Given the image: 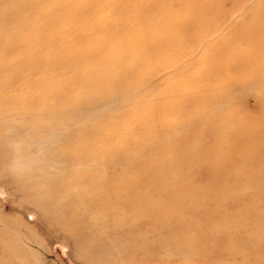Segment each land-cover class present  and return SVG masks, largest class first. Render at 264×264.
<instances>
[{"label": "bare ground", "instance_id": "obj_1", "mask_svg": "<svg viewBox=\"0 0 264 264\" xmlns=\"http://www.w3.org/2000/svg\"><path fill=\"white\" fill-rule=\"evenodd\" d=\"M175 1V6L173 0H159L150 6L148 0H0L2 176L22 211H34L47 233L57 230L77 248L84 246L88 259L102 258L101 264H127L113 261L123 256L130 264H245L246 253L251 255L264 248V232L260 230L264 219L256 211L247 215L251 220L248 223L242 218L234 221L230 211H226L229 216L221 214L225 208L234 210L233 206L244 201V197L228 193L233 185L230 180L240 183L241 174H253L252 171L258 177L244 184L248 191L253 190L247 199L264 204L263 182L259 180L264 165H258L264 164L263 154L254 157L249 153L255 140L245 122L244 128L235 125L237 122L231 126L233 135L219 134L220 145L214 149L207 150L197 143L183 145L181 151L173 145L182 134L186 133L190 140L201 131L199 126L186 130L184 125L174 127L168 122L170 119L167 121L177 108L176 105L173 111L169 101L180 96L174 95L178 92L173 90V77L182 78L191 72L184 61L173 75V48L175 51L176 44L181 47L192 42L193 51L186 58L196 64L199 61L195 53L201 52L209 37L205 31L209 35L221 32L219 24L207 28L206 16L199 20L193 0ZM211 1H206L201 10L220 21L222 15L213 9ZM259 1L261 6L257 2L252 8L262 7L263 15L264 0ZM122 3L134 9L129 11V17L124 14ZM114 10L120 20L112 23L105 12ZM156 10L158 18L147 12ZM183 13L187 17L183 18ZM190 13L199 18L194 19ZM163 18L169 19L164 26L160 24ZM199 24H205L207 29L195 39ZM250 25L252 17L233 33L237 44L223 48L214 41L216 45L203 51L210 58L202 62L203 73L224 76L232 50L249 46L257 34L244 33ZM174 32L183 34L173 41L170 36H176ZM165 33L171 38L169 42L156 46L150 43ZM228 40L229 37L225 39ZM159 54L168 57L162 55L164 59L158 62L155 57ZM218 54L226 59L227 66L213 64L211 59ZM240 57L241 54L237 60ZM249 57L253 64L252 56ZM208 65L217 67L218 72ZM64 66L71 77L63 82L52 78L51 74ZM160 67L164 68L158 70ZM199 75L201 78L202 73ZM193 76L186 75L188 87L201 84L200 78ZM188 99L182 98L177 104L181 102L184 107ZM219 105L224 108L227 102ZM183 109H178L180 114L176 115H186ZM197 118L202 121L205 114ZM235 136H246V142H236ZM189 155L190 160H185ZM203 167L211 183L205 187L192 184V176ZM173 173L180 177L173 178ZM194 219L201 220L205 227ZM17 220L0 211L1 225L15 231L17 238L31 240L29 230ZM250 225L256 228L252 233L247 230ZM128 231L132 232L127 236ZM9 239L13 247L15 241L12 236ZM19 250L30 253L24 247ZM158 251L170 260L159 261ZM5 255L0 253V264H17L10 259L12 256ZM255 258V264H264V254Z\"/></svg>", "mask_w": 264, "mask_h": 264}, {"label": "rangeland", "instance_id": "obj_2", "mask_svg": "<svg viewBox=\"0 0 264 264\" xmlns=\"http://www.w3.org/2000/svg\"><path fill=\"white\" fill-rule=\"evenodd\" d=\"M11 1H15V0H11ZM148 1H149L150 6H154V3L159 2V0H148ZM206 1H209V0H193V3L195 4V6L197 7V9L199 11L196 14H198L197 16L200 17L199 20L204 19V17H201V16L207 17V19L209 20V22L207 20L205 23V24L208 23L206 25L207 28L212 29L215 26H218L217 24H219L221 27V32L219 34L216 33L214 35H212V34L209 35L210 32L205 31L207 29V28H205L206 27L205 24L202 27L200 24L198 25V29H197V31L195 30L194 35H193L194 38L196 37L195 39H197L198 36L200 37V34L204 33V31H205V33H208V36H209L206 44L201 48V50H200L201 52H199V53L196 52L195 53L196 55L194 56V57H196V59H198L197 61H199V63L201 62L200 64L199 63L195 64V63H193L192 59L186 58L189 55V54L187 55V53H191L193 51L192 50V42H188L185 45L182 44L181 47H179L176 44L175 49H177V50H175V51L173 48V52H172L173 53V75L175 74V72L178 69L183 67L184 61H186L187 66L191 67L190 68L191 72L184 73V75H183L184 78H183V76H182V78L178 77L179 75L174 76L175 78L173 77V85L178 89L177 90L174 87L175 89H173V90H176V92H178L176 94L174 93V95H176L177 97H178V95H180V96L178 97V99H176V97L173 96V101L172 100L169 101L170 106L171 105L173 106V111L176 108V105H177V108H176L177 110L175 109L173 116H171L169 118L167 117V121H168V119H170L168 122L171 123L174 127H176V126L181 127L184 125L182 128H184L186 130H188V129L194 130L195 126H199L198 129H201V131L197 134H194L193 135L194 138H191L190 140H188L189 138L186 137L187 134L184 133L180 137L175 139L173 145L175 146V149L181 150V151L184 149L183 145L184 146H187V145L194 146L197 143H200L201 146H203V148H205L207 150L214 149V147H219V145H220L217 142L220 138H222L221 136H218L219 134L222 135V133H223L225 135H231V134L233 135V133H232L233 129L231 128V126L237 125V126L243 127V123L245 122L244 123L245 128L251 132L253 139L255 140V145L252 144L253 146L251 145V147H249V153L252 152L253 156L256 157L261 152L263 154L261 162L264 163V146H263L264 145V65H262V64L259 65L256 63V62H263L264 63V56H263L264 55V14L260 15V13L262 12V7L260 10L252 8L255 5L254 3H256V5H257V2H260V1L259 0H253V1H250V0H212L211 2L214 3V5H213L214 8L213 7L212 8L218 10V12L222 15V19L220 21H218L217 18H215V16H212V15L208 16L207 14H205L206 12L204 13L201 10V6ZM122 5H123L124 14L127 17H129L130 16L129 11H131V10L134 11V9L130 10V8L126 5H124L123 3H122ZM175 5H177V2L175 0H173V6H175ZM259 5L261 6V2L259 3ZM158 11L157 12L147 11V12H149V14L154 16V18H156V17L158 18L159 17ZM200 12H201V14H200ZM184 13H186V12H184ZM184 13L182 14L183 18L187 17V16H185ZM202 13H204V14H202ZM186 14L188 15V12ZM196 14L190 13L189 15L192 16L194 19H198L199 17H197ZM105 15H108V18L110 21H112V23L114 21L120 20V15L117 14V12H115V10L113 11V13L110 11H106ZM249 17L250 18L252 17V25L248 26L247 30H245L244 33L245 34H248L249 32L250 33H252V32L257 33L255 36H253L252 41L250 42V44H252V45L249 44V46H247V45L246 46H240V49H233L232 50L233 51L232 59L227 60L228 66L226 65L227 64L226 59H221L220 54L212 57L211 60L213 61V64L215 66H217L219 64L220 66L222 65V67H223L224 63H225V66H227L225 68L226 69L225 74H224V76L222 75L221 78H218L217 74L209 75V74L203 73L204 71H202V69L200 68L204 65V63H202V62L210 59L209 56L206 57V55L204 54V52H205L204 50H206L207 47L216 45V43H218V42H219V45L218 44L217 45L223 46V48L225 45H229L230 43L231 44H237L236 42L238 41V38H236L234 36L235 34H233V33L234 32L236 33V31H237L236 29L241 27V25ZM168 21H169L168 18H165V19L163 18L162 20H160V24L164 26L165 24H168ZM201 28H203V29H201ZM244 29H241L242 32ZM149 30L151 32L153 31L152 28L151 29L149 28ZM201 30H204V31L202 32ZM104 33L106 34V32H104ZM182 34L183 33H181V35ZM173 35H176V32H174ZM177 35L176 36H170V37L171 38L174 37L173 41L175 39L181 38L180 33H177ZM231 35H232V37H230ZM167 36L168 35H166V33L160 34L158 36V39L155 42L150 41V43L155 45V46H156V44H162V43L164 44L170 38V37L167 38ZM243 36H245V35H243ZM227 37H229V40H228L229 42L225 41V39ZM167 42H169V41H167ZM220 42H222L223 44L222 43L220 44ZM176 47H178V48H176ZM178 51H179V53H178ZM166 54L170 55L171 53H169V54L166 53ZM166 54L165 55H163V54L156 55L155 59L159 62L161 60L160 58H162V55L165 57H168ZM240 54H241V57H240V59L237 60V58H239ZM249 56H252V61H254L253 64H250L251 58ZM162 59H164V58H162ZM174 60H175V62H174ZM243 60H245V62ZM177 62L179 64H177ZM199 65H201V66H199ZM175 66L178 68H176ZM65 67L66 66L62 67L61 69H58L56 71V74H51V76L54 75L52 78L58 79L59 81H60V79H62V82L64 80L69 79L71 77V74ZM162 68H164V67H160L158 70H160ZM208 68H214L216 70V73L218 72L217 67H213V66L208 65ZM194 69H195L196 75H195V73H193ZM196 69L198 70V72ZM178 71H180V70H178ZM200 72L202 73V77H204V78L199 77V76H201V75H199ZM190 74L194 75L193 76L194 78L199 77L200 80H198L199 78L197 80H198V82H201V84L198 83L197 85H191V87H190V85H189V87L187 85H185V83L187 81L186 75L189 76ZM197 74L199 76H197ZM216 78H218L219 80H215ZM184 79H185V81H184ZM203 79H204V82L201 81ZM205 85H207V86H205ZM167 86H168V83H167ZM211 89H212V91H211ZM206 91H207V93H206ZM173 92H175V91H173ZM211 92H213L212 95H210ZM213 95H215V96H213ZM180 97L184 98L185 100L188 98H191V100L188 99L189 101L185 105L187 108L185 106L182 107L181 102H180V104H177V103H179V100L182 99ZM185 97H188V98H185ZM226 102H227V105L224 106V108L219 105V104L223 105ZM196 104H197V106H196ZM211 104H213L214 107L211 108L210 107ZM179 105H181V106H179ZM219 107H221V108H219ZM180 108H184L183 113L186 115H184L182 117L178 116L180 114L178 109H180ZM200 108H202V109L199 110ZM194 109L196 110V112ZM207 109H210V110H207ZM212 110H213V112H212ZM187 113H189V114H187ZM202 113L205 114V119L202 121H199L198 120L199 118L196 119V116H198ZM225 113H227V114H225ZM176 114H178V115H176ZM216 114H218V115L220 114V115L218 116ZM174 116H177L176 117L177 119ZM231 116H232V118H231ZM178 117H180V118H178ZM214 117H217V118L220 117V118L219 119L215 118L216 119L215 120ZM227 118H228V120H226ZM233 118H235V119H233ZM194 119L196 120V122ZM230 119H231V122H230ZM232 120L235 122H233ZM210 121L212 123L213 122L214 123L211 125ZM191 122H192V124H191ZM232 122H233V124H232ZM234 123H236V124L234 125ZM229 124H231V125H229ZM215 131H216V133H215ZM123 133H125V132H123ZM202 134H203V136H202ZM218 137H219V139H218ZM235 137H237L236 142H239L240 139L242 141H244V143L246 142V136L243 138H239L238 136H235ZM235 137H233V139ZM196 138H198V139H196ZM247 138H250V137H247ZM186 139L188 142L190 141L189 142L190 144L186 143ZM171 140H173V139H171ZM214 142H215V144H214ZM221 142H222V140H221ZM181 143H182V145H181ZM143 144L146 145L145 143H143ZM252 148H253V150H251ZM239 153L242 154L243 152H239ZM239 153H237V154L239 155ZM1 155H2V152H0V156ZM253 156L251 154V157H253ZM190 158H191V155L186 156L184 159L190 160ZM178 159H181V156H179ZM261 162H259V163H261ZM147 163H149V161ZM258 165L262 166L264 164L261 163ZM260 166H258L257 168L261 169ZM2 168H3V166L1 165V162H0V211L12 219H14V218L18 219L17 222L19 224L21 222V225H23L27 230H29L28 232H29V236H31V240L26 239V238H22V237L17 238L18 235L16 234V232L9 230L4 225H1L2 223L0 221V253L1 254H4V255L8 254V255L12 256L10 259H13L17 264H97L95 262H97L98 260H99L98 264H101L100 260L102 258L95 257L92 259H88L87 258V249H85L84 246L77 248L71 240H69L63 234L59 233L57 230H53L50 232L48 231V233H47L44 230L45 227L42 226V219L37 214H35L34 211L30 212L28 209H26L25 211H22L21 210L22 206H21V204H19L20 202H19L18 198L13 193V190L11 189V187L7 186V184L4 181L5 179L2 176ZM253 168H256V165H254ZM200 169H199L200 171H198L196 176H192L190 182L192 184H200L201 186L205 187L211 183L210 182L211 180H209L208 176L205 175L206 174V168L203 167ZM262 170H264V169L262 168ZM255 171H258V170H255ZM129 172L136 174V172H134L133 170H129ZM252 172H253V174H251V172H249L247 174H241V177L243 176L242 178H243L244 182L242 181L240 183H236L235 180H230V183L233 185H232V187L228 188V193L230 195H232V194L234 195V193L238 194L237 196L244 197V201L241 200L239 203H237L235 206H233L234 210L233 209L226 210V208H225V211L222 210L221 214H223V216H229V214H227L226 211H230L231 217L233 218L234 221L240 220L242 218L243 220H245L243 222L248 223V222H251V220H249L250 217L248 218L247 215H249V214L253 215L254 212L256 211L258 213V217L261 216L260 218L264 219V210H262L263 213L258 212L261 210V208L264 209V204L259 205V203H257V201L251 202V199H249V201L247 199V198H250V196H252L253 193H251V191H253V190L249 189V191H248L246 189V187L244 186V184L248 181V179H251L254 181L258 177L257 174L254 173V171H252ZM251 175H254V177H252ZM244 176H246V177H244ZM248 176L249 177L251 176V178H249ZM179 177H180L179 174L173 173V178H179ZM259 178H260L259 179L260 182H263L262 185L264 188V172L263 171L259 175ZM213 180H215V179H213ZM231 181H233V182H231ZM222 190L226 191L224 188L223 189L221 188V191ZM263 191H264V189H263ZM243 192H245L246 194H244ZM239 193H241V194H239ZM239 205H241V206H239ZM256 205L258 207H256ZM229 206H231V205H229ZM250 206H252V207H250ZM253 207H256V208L253 209ZM242 208H244V209H242ZM240 209H242V210H240ZM252 210H254V211H252ZM246 212H248V214ZM232 213H234V214H232ZM235 214H237V218H234ZM242 216L243 217L245 216L248 220H246V218L244 219ZM255 216H257V214H255ZM262 221H264V220H262ZM262 221L259 223H263ZM194 222L199 224L200 227H205L204 223L199 219H196V220L194 219ZM213 222H216V221H213ZM3 226H4V228H3ZM207 227L210 228V225ZM252 227H254V226L250 225V227L247 229L250 233H252V229H253V231L256 230L255 227L254 228H252ZM260 230H262L264 232V224H262L260 226ZM131 232L132 231H128V233L126 232L127 236ZM5 233H8V235L6 237L4 235ZM10 233H11V235H10ZM11 236H12V240L14 239V241H15V245L13 247L11 246L10 239H9ZM17 239H18V241H17ZM18 242H20L22 244V246H20V244H18ZM25 245H27V246H25ZM22 247H24V249L30 251V253L28 255H26L25 253H19V251H20L19 249ZM237 249H239V246L236 248V250ZM173 252H174V250H173ZM244 253H246V252H244ZM156 254H157L156 257L159 261L168 262V260H170V258L165 256L164 253H160L158 251ZM262 254H264V248L261 249V251H255V250L252 251L251 255H248L246 253L245 258H247V261L245 262V264H255L256 263L255 257L256 256L258 257ZM113 259H114L113 261H116L118 263H120V262L124 263L125 262L127 264H130L129 263L130 260L127 259V257H125V256L117 257V258H113ZM237 261L238 262L241 261L240 257H237ZM224 262L225 261H223V263ZM133 264H136V262H134Z\"/></svg>", "mask_w": 264, "mask_h": 264}]
</instances>
